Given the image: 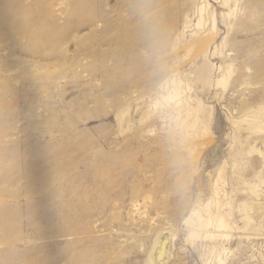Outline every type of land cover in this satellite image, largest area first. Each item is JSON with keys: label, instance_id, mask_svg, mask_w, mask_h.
<instances>
[{"label": "rangeland", "instance_id": "obj_1", "mask_svg": "<svg viewBox=\"0 0 264 264\" xmlns=\"http://www.w3.org/2000/svg\"><path fill=\"white\" fill-rule=\"evenodd\" d=\"M161 237L264 264V0H0V264Z\"/></svg>", "mask_w": 264, "mask_h": 264}, {"label": "bare ground", "instance_id": "obj_2", "mask_svg": "<svg viewBox=\"0 0 264 264\" xmlns=\"http://www.w3.org/2000/svg\"><path fill=\"white\" fill-rule=\"evenodd\" d=\"M16 29V28H15ZM11 31V30H10ZM145 39V38H144ZM123 42V41H122ZM165 237H161L160 239L156 238V245H155V249L152 251L151 253V262L152 264H158L161 260V256H160V252L158 251V247H160V245L162 246L165 242Z\"/></svg>", "mask_w": 264, "mask_h": 264}]
</instances>
